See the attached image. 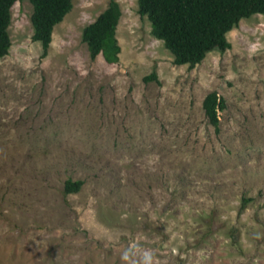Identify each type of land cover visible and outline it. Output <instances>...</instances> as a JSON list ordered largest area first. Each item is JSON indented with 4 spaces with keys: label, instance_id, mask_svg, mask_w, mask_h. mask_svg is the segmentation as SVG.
Instances as JSON below:
<instances>
[{
    "label": "rangeland",
    "instance_id": "374dc122",
    "mask_svg": "<svg viewBox=\"0 0 264 264\" xmlns=\"http://www.w3.org/2000/svg\"><path fill=\"white\" fill-rule=\"evenodd\" d=\"M115 1V63L80 39L108 0H72L43 57L31 4L10 8L0 264H264V18L239 20L229 48L187 68L135 0ZM210 91L224 101L217 131ZM67 178L78 191L63 193Z\"/></svg>",
    "mask_w": 264,
    "mask_h": 264
},
{
    "label": "trees",
    "instance_id": "16d2710c",
    "mask_svg": "<svg viewBox=\"0 0 264 264\" xmlns=\"http://www.w3.org/2000/svg\"><path fill=\"white\" fill-rule=\"evenodd\" d=\"M21 0H0V58L7 54L10 39L7 27L10 8ZM31 4L29 16L32 28L31 39L41 46L40 55L46 54L51 41V32L70 10L72 0H27ZM137 13L149 22L150 34L162 42L171 53L175 65L192 68L206 53L212 50L223 52L230 44L226 33L239 20L254 14L264 18V0H135ZM120 9L115 0H108L106 7L80 32L88 57L100 54L106 63H115L119 46L115 29ZM155 80L151 71L143 80ZM203 114L214 131L218 129L217 111L223 109V98L215 91L206 93L201 103ZM81 180L67 178L63 182V193L79 190ZM246 201V199L242 200Z\"/></svg>",
    "mask_w": 264,
    "mask_h": 264
},
{
    "label": "clouds",
    "instance_id": "9594fccd",
    "mask_svg": "<svg viewBox=\"0 0 264 264\" xmlns=\"http://www.w3.org/2000/svg\"><path fill=\"white\" fill-rule=\"evenodd\" d=\"M144 256H145L146 264H151V254L145 253Z\"/></svg>",
    "mask_w": 264,
    "mask_h": 264
}]
</instances>
